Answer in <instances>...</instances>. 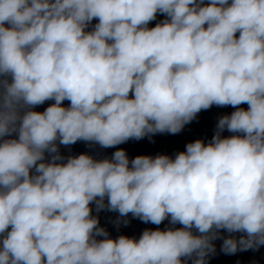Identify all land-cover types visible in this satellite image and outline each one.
Masks as SVG:
<instances>
[{"label": "clouds", "instance_id": "clouds-1", "mask_svg": "<svg viewBox=\"0 0 264 264\" xmlns=\"http://www.w3.org/2000/svg\"><path fill=\"white\" fill-rule=\"evenodd\" d=\"M213 105L235 110L174 157L60 153ZM93 204L169 226L111 238ZM217 239L264 246V0H0V264H207Z\"/></svg>", "mask_w": 264, "mask_h": 264}, {"label": "water", "instance_id": "water-1", "mask_svg": "<svg viewBox=\"0 0 264 264\" xmlns=\"http://www.w3.org/2000/svg\"><path fill=\"white\" fill-rule=\"evenodd\" d=\"M163 19H165V17L158 14L157 19L149 23V28L154 27ZM97 22L98 21L94 19L92 25ZM52 103H54V101H46L44 104L37 106L34 110L42 112ZM68 105V101L63 102V106L67 107ZM241 107L247 109L246 104L241 105ZM234 110L235 109L231 106L217 107L213 105L210 109L198 113L195 120L185 125L183 130L175 135L157 133L151 138L145 137L140 140L130 139L123 144L111 148H101L99 145H89L87 142L78 141L70 146L60 145V153L64 157L87 153L96 159H102L105 157L110 158L118 149H124L130 160L135 158L137 155H149L154 157L157 154H166L174 157L177 152L184 151L186 149V144L189 142H193L196 139H202L205 143H207L211 140L219 117L225 114H230ZM230 135H232V133H229L226 130L222 133V136ZM92 208V214L94 216L98 215L100 226L105 227L108 230L111 238H116L119 235H126L138 239L143 230L146 228L155 230L159 227L163 230L169 226L168 220H165L161 225L156 226L151 223H143L129 214L127 219L130 223L127 226L121 224L117 227L113 221L118 216V213L106 210H102L97 213L94 204L92 205ZM175 227L181 226L175 225ZM222 235L227 236L229 234L227 232H222ZM233 235L238 237L240 234L236 233ZM214 243L216 246V252L214 255H210L207 260V264H264V246H261L259 250L256 251H238L233 255H226L221 251L222 240L217 239Z\"/></svg>", "mask_w": 264, "mask_h": 264}]
</instances>
